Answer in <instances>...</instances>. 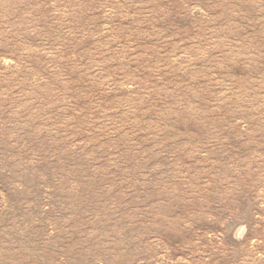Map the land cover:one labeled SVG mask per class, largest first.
I'll list each match as a JSON object with an SVG mask.
<instances>
[{"label":"rangeland","instance_id":"1","mask_svg":"<svg viewBox=\"0 0 264 264\" xmlns=\"http://www.w3.org/2000/svg\"><path fill=\"white\" fill-rule=\"evenodd\" d=\"M0 264H264V0H0Z\"/></svg>","mask_w":264,"mask_h":264}]
</instances>
